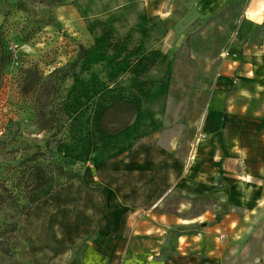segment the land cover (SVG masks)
Returning <instances> with one entry per match:
<instances>
[{
  "label": "rangeland",
  "instance_id": "obj_1",
  "mask_svg": "<svg viewBox=\"0 0 264 264\" xmlns=\"http://www.w3.org/2000/svg\"><path fill=\"white\" fill-rule=\"evenodd\" d=\"M203 1L0 0V47L10 54L0 61V264L63 250L71 264L83 248L69 239L79 207L126 213L137 205L106 196L112 179L114 194L124 185L126 152L158 147L189 164L225 55L252 36L249 0H226L216 14ZM30 68L49 93L22 92ZM117 101L138 109L132 134L99 126ZM182 177L156 201L142 200L141 220L161 211L163 264L186 236L202 241L191 264H264V206L239 212L228 176L209 197L189 192Z\"/></svg>",
  "mask_w": 264,
  "mask_h": 264
},
{
  "label": "crops",
  "instance_id": "obj_2",
  "mask_svg": "<svg viewBox=\"0 0 264 264\" xmlns=\"http://www.w3.org/2000/svg\"><path fill=\"white\" fill-rule=\"evenodd\" d=\"M225 1L204 0L203 4L209 14H216ZM249 13L255 17L254 21L249 19ZM244 18L252 28V36L226 57L203 115L199 139L189 144V164L185 165L172 153L155 152L158 147L141 145L131 153L126 152L121 168L124 185L120 191L116 190L119 194H114L115 179H112L107 184L106 196L135 197L137 205L129 204L126 213L123 209L120 212L95 210L89 204L79 207L74 234L69 239L83 248L71 264H163L161 211L155 210L150 221L141 220V212L145 199L162 196L166 187L177 184L180 173L189 192L207 197L213 191V194L219 193L220 190L215 191L217 181L220 177L228 180V176L233 179L230 180L239 212L251 215L263 208L264 0H249ZM132 126L119 135L125 136L130 131L132 134ZM194 220H207V215L190 219L189 223ZM90 235L94 236L87 239ZM198 240L187 236L179 238L176 253L166 264L199 261L198 255L193 253L202 242ZM69 257L63 250L48 260L41 252L40 256H32L31 261L33 264H67Z\"/></svg>",
  "mask_w": 264,
  "mask_h": 264
},
{
  "label": "trees",
  "instance_id": "obj_3",
  "mask_svg": "<svg viewBox=\"0 0 264 264\" xmlns=\"http://www.w3.org/2000/svg\"><path fill=\"white\" fill-rule=\"evenodd\" d=\"M9 60L10 54L5 48L1 46V64H3L5 61V63H7ZM1 68H3V66H1ZM42 86L45 87L43 89H46V92H50V86L46 87L47 85L43 82V77L39 73V71L32 68L27 69L23 77V84L21 89L22 92L24 94H30L35 92ZM137 113V107L131 102L117 101L102 112L100 116L99 126L103 132L110 135H117L132 124ZM44 128L48 129V126L45 125Z\"/></svg>",
  "mask_w": 264,
  "mask_h": 264
},
{
  "label": "bare ground",
  "instance_id": "obj_4",
  "mask_svg": "<svg viewBox=\"0 0 264 264\" xmlns=\"http://www.w3.org/2000/svg\"><path fill=\"white\" fill-rule=\"evenodd\" d=\"M261 9H262V8H261ZM250 12H251V11H250ZM248 17H249L250 20H253V21L255 20V17H254L251 13L248 14ZM187 223H188V222H187Z\"/></svg>",
  "mask_w": 264,
  "mask_h": 264
},
{
  "label": "built area",
  "instance_id": "obj_5",
  "mask_svg": "<svg viewBox=\"0 0 264 264\" xmlns=\"http://www.w3.org/2000/svg\"><path fill=\"white\" fill-rule=\"evenodd\" d=\"M225 56L228 57L229 56V52H227Z\"/></svg>",
  "mask_w": 264,
  "mask_h": 264
}]
</instances>
